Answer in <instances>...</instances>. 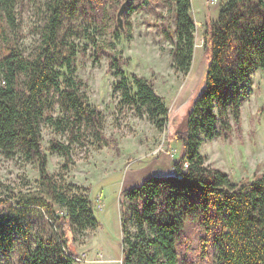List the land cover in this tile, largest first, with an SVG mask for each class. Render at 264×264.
<instances>
[{
	"label": "trees",
	"instance_id": "16d2710c",
	"mask_svg": "<svg viewBox=\"0 0 264 264\" xmlns=\"http://www.w3.org/2000/svg\"><path fill=\"white\" fill-rule=\"evenodd\" d=\"M105 1L48 2L43 41L27 55L11 35L19 0H0V150L8 156L20 151L37 162L43 189L17 202L0 197V264L2 256L7 264H76L73 241L99 226L89 187L59 181L50 171L42 122L58 131L68 128V142L53 138L50 145L65 157L67 168L73 142L83 131L91 129L98 140L107 141L103 111L90 102L86 83L75 72L76 44L62 33L65 18L69 33L74 31L77 7L89 16L92 9L102 21ZM159 1L175 8L174 66L188 73L196 47L192 0ZM81 29L96 42L92 32ZM205 48V87L174 136L183 154L171 173L151 175L122 192V264H190L195 232L201 247L215 250L217 264H264V173L234 180L200 150L204 141L228 137L234 127L243 135L242 104L253 73L264 69V0H226L219 17L207 22ZM128 63L123 54L111 57L108 70L118 78L113 91L163 128L169 113L164 96L151 79L128 75ZM56 104L64 112L58 117ZM15 249L20 250L18 263L12 260Z\"/></svg>",
	"mask_w": 264,
	"mask_h": 264
},
{
	"label": "rangeland",
	"instance_id": "374dc122",
	"mask_svg": "<svg viewBox=\"0 0 264 264\" xmlns=\"http://www.w3.org/2000/svg\"><path fill=\"white\" fill-rule=\"evenodd\" d=\"M50 1L18 2L11 35L27 55L36 52L43 41ZM124 1L106 0L102 21L95 18L92 9L89 16L77 7L72 17L74 31H68V18L62 26V33L67 32L76 44V75L85 81L90 102L103 111L107 141L102 143L91 129L83 131L80 139L73 142V158L67 168L65 157L52 151L50 145L53 138L68 142V128L58 131L51 122H42L50 171L59 181L88 186L94 213L99 219L96 229L78 234L73 241L76 264H122V192L151 175L171 173L175 161L183 154V144L174 136L186 123L188 112L205 87L206 25L219 17L220 8L226 2L192 0V16L197 24L196 47L192 67L185 73L175 68L172 54L177 39L174 6L159 0H129L132 9H127L122 29L117 13ZM81 27L92 32L96 42L85 36ZM114 54H123L129 59L125 67L128 75L135 72L151 79L158 93L164 96L169 113L163 128L148 113L122 103L120 95L113 91L118 78L108 69ZM63 113L56 104L54 116ZM241 124L242 137L234 127L230 136L208 139L200 148L208 163L230 172L237 181L252 180L256 172L264 173V69L253 73L250 92L242 104ZM42 191L37 162L27 160L20 151L8 156L0 150V197L17 202L23 194ZM193 236L190 264H217L215 250L211 246L201 247L199 232ZM12 260L15 263L20 260L19 249L13 251ZM1 264H7L5 256Z\"/></svg>",
	"mask_w": 264,
	"mask_h": 264
},
{
	"label": "water",
	"instance_id": "95a60500",
	"mask_svg": "<svg viewBox=\"0 0 264 264\" xmlns=\"http://www.w3.org/2000/svg\"><path fill=\"white\" fill-rule=\"evenodd\" d=\"M101 1L103 2L105 0H101ZM129 4H130L129 0H125L122 3L120 9L118 10L117 21H118L119 28H122V29L125 28V26H124V15L128 9Z\"/></svg>",
	"mask_w": 264,
	"mask_h": 264
}]
</instances>
